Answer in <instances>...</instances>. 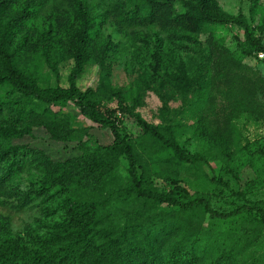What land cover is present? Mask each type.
<instances>
[{
  "label": "rangeland",
  "instance_id": "1",
  "mask_svg": "<svg viewBox=\"0 0 264 264\" xmlns=\"http://www.w3.org/2000/svg\"><path fill=\"white\" fill-rule=\"evenodd\" d=\"M214 1L226 17L244 18L264 44V0ZM87 2L93 5V12L86 23L65 12L56 23L52 12L46 11L1 44L3 50L22 60L19 43L27 34L25 41L30 43L26 47L32 53L22 62L21 74L34 84L35 93L48 96L65 90L75 73L76 86L93 91L98 117L109 118L120 137L131 142L137 173L152 183L158 195L181 200L205 197L220 212L241 205H256L264 211V60L254 53L242 59L254 81L259 76L262 85H254L253 107L231 119L228 143L224 146L213 136L200 139L196 123L184 111L207 59L209 33L193 9L194 0H168L157 22L140 26L130 24L125 2L113 13L97 0ZM212 32L235 51L234 36L241 30L219 25ZM78 37L86 52L71 46ZM118 93L130 110L158 126L188 157L199 154L201 159L178 162L172 149L163 147L120 112ZM23 95L15 80L0 74V171L7 164L15 167L0 188V264L11 260L26 264L35 254L51 257L80 240L78 229L84 223L78 211L86 210L93 201L114 202L104 220L107 227L122 225L137 205L123 196L127 193L126 157L103 159L96 148L95 142L108 145L113 141L109 128L89 120L67 102L51 109L55 119L66 122L68 137L64 141L52 140L37 126L23 134L24 125L17 119V102ZM27 109H33L30 102ZM215 109L216 124L222 128L229 109L220 99ZM80 168H91V174L85 171L77 179ZM73 207L77 211L70 213ZM169 209L166 203L154 208ZM244 219L206 217L203 226L239 235ZM118 255L120 262L127 256ZM235 263L264 264V228Z\"/></svg>",
  "mask_w": 264,
  "mask_h": 264
},
{
  "label": "trees",
  "instance_id": "2",
  "mask_svg": "<svg viewBox=\"0 0 264 264\" xmlns=\"http://www.w3.org/2000/svg\"><path fill=\"white\" fill-rule=\"evenodd\" d=\"M97 1L105 6L108 13L115 12L122 2L127 3L128 20L133 26L151 24L153 20L157 22L162 16L163 8L168 4V0ZM65 3L67 5L64 8ZM88 5L87 0H0V74L5 73L10 81L15 80L24 92L17 102V119L24 125L21 131L23 134L32 126H37L42 127L52 140L64 141L68 137L66 122L63 119H55L51 109L67 102L73 104L89 120L109 128L113 141L108 145L95 142L96 148L103 159L121 154L126 157L127 193L123 196L137 205L122 225L107 227L104 220L110 216L114 202L89 203V208L78 211L84 223L78 229L80 240L62 247L51 257L35 254L29 257V263L26 264H236L235 261L243 250L264 228V211L261 207L241 205L229 212H220L213 209L205 197L181 200L158 195L156 189H152V183L137 173L131 142L120 137L109 118L98 117L93 91H81L75 84V73L70 75L67 89L55 91L48 96L36 94L32 89L34 84L21 74L22 62L32 53V50L26 47L30 43L29 40L25 41L27 34L19 43L24 54L22 60L19 55L3 50L1 44L13 39L33 19L46 11L52 12L56 23L60 21L63 12L88 22L92 19L93 12V5ZM193 9L201 17L202 26L209 33L205 41L207 59L195 79V94L184 106V111H188L190 118L196 123L198 138L217 137L225 146L232 135L231 119L253 107L254 85H262L259 76L254 81L248 67L242 64V59L253 53L255 56L259 52L264 54V44L244 18L226 17L214 0H194ZM219 25L241 30L240 35L234 36L235 51L226 48L220 37L212 32L213 28ZM82 42L83 39L78 37L75 42H71V46L75 47V51L78 48L81 52H86ZM116 97L120 112L129 116L163 147L172 149L178 162H194L195 158L201 159L199 154L192 159L188 157L158 126L150 124L138 113L130 110L123 96L118 93ZM218 99L229 109L222 128L217 126L218 114L214 113ZM27 102L32 104V111L27 109ZM2 161L3 159H0V164ZM14 168L11 163L6 165L5 170L0 171V188L10 180ZM85 171L91 174V168H80L77 170V179H81ZM163 203L171 206V209L154 210ZM76 211L74 207L70 209V213ZM206 217L217 220L246 218L239 235H227L206 230L203 226ZM119 253L127 255L123 262L119 261ZM4 258L2 254L1 259ZM9 263L24 264L17 260H11Z\"/></svg>",
  "mask_w": 264,
  "mask_h": 264
},
{
  "label": "built area",
  "instance_id": "3",
  "mask_svg": "<svg viewBox=\"0 0 264 264\" xmlns=\"http://www.w3.org/2000/svg\"><path fill=\"white\" fill-rule=\"evenodd\" d=\"M257 57L263 59V58H264V54H263L262 52H259V53L257 54Z\"/></svg>",
  "mask_w": 264,
  "mask_h": 264
}]
</instances>
